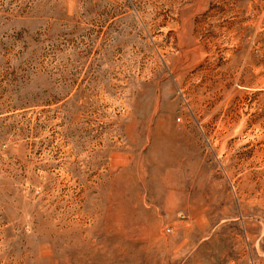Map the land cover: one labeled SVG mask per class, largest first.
I'll return each mask as SVG.
<instances>
[{"label": "rangeland", "instance_id": "374dc122", "mask_svg": "<svg viewBox=\"0 0 264 264\" xmlns=\"http://www.w3.org/2000/svg\"><path fill=\"white\" fill-rule=\"evenodd\" d=\"M0 264H264V0H0Z\"/></svg>", "mask_w": 264, "mask_h": 264}]
</instances>
